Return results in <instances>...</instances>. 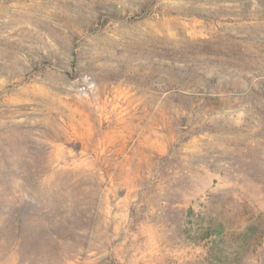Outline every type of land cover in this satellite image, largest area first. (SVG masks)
<instances>
[{"label":"rangeland","instance_id":"rangeland-1","mask_svg":"<svg viewBox=\"0 0 264 264\" xmlns=\"http://www.w3.org/2000/svg\"><path fill=\"white\" fill-rule=\"evenodd\" d=\"M0 264H264V0H0Z\"/></svg>","mask_w":264,"mask_h":264}]
</instances>
